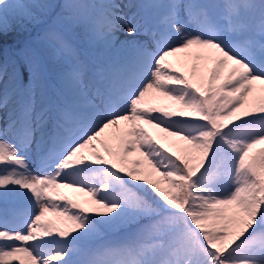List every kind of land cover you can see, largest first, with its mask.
<instances>
[{"label":"snow or ice","instance_id":"obj_1","mask_svg":"<svg viewBox=\"0 0 264 264\" xmlns=\"http://www.w3.org/2000/svg\"><path fill=\"white\" fill-rule=\"evenodd\" d=\"M131 6L0 0V264H264V0Z\"/></svg>","mask_w":264,"mask_h":264},{"label":"rangeland","instance_id":"obj_2","mask_svg":"<svg viewBox=\"0 0 264 264\" xmlns=\"http://www.w3.org/2000/svg\"><path fill=\"white\" fill-rule=\"evenodd\" d=\"M140 1L141 0H116V2L118 4H120V6H121V8H120L121 13L126 15L130 20L133 21V23H138V24L143 23V20L141 19V17L143 16V13L141 12L140 9L132 7L131 5L134 3L139 4ZM123 35H125L124 29H121L120 31L117 32V36H119L120 39H124L122 37ZM128 39H133V37H129ZM73 40L77 43L78 46L83 45L81 48L84 49L87 54H89V55H95L96 54L97 50H95V49L90 50V48H88L87 45L85 44L84 39L81 40L83 44L80 42L79 39L77 40V39L73 38ZM9 44H11V43H9ZM65 63H66L65 60H61L60 65L57 66V64H54L55 66H57L56 70H58L60 67H63L65 65Z\"/></svg>","mask_w":264,"mask_h":264},{"label":"trees","instance_id":"obj_3","mask_svg":"<svg viewBox=\"0 0 264 264\" xmlns=\"http://www.w3.org/2000/svg\"><path fill=\"white\" fill-rule=\"evenodd\" d=\"M27 35V33H13L11 37H9L8 43H12L14 40L16 42H19L21 39H23L25 36ZM34 35V34H33ZM73 38L75 39H79L80 42L82 43L81 40L84 39L83 37V33L81 31H77L73 34ZM20 39V40H19ZM83 44V43H82ZM83 45H81L82 47ZM85 47V46H84ZM61 61L59 63H57L56 61H52V67L56 70L57 66L60 65ZM54 64H57V66H55Z\"/></svg>","mask_w":264,"mask_h":264},{"label":"bare ground","instance_id":"obj_4","mask_svg":"<svg viewBox=\"0 0 264 264\" xmlns=\"http://www.w3.org/2000/svg\"><path fill=\"white\" fill-rule=\"evenodd\" d=\"M125 35H123L122 37L124 38ZM129 38V37H128Z\"/></svg>","mask_w":264,"mask_h":264}]
</instances>
